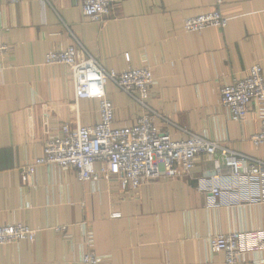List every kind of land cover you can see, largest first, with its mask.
I'll return each instance as SVG.
<instances>
[{
	"label": "crops",
	"instance_id": "crops-1",
	"mask_svg": "<svg viewBox=\"0 0 264 264\" xmlns=\"http://www.w3.org/2000/svg\"><path fill=\"white\" fill-rule=\"evenodd\" d=\"M218 11L224 28L186 32L184 21ZM0 30L9 53L0 58V225L22 224L35 240L0 246V264H81L92 251L100 264H223L210 250L216 235H242V261L264 264V201L258 180L200 156L178 179H155L137 191L116 181L80 182L76 171L39 166L27 182L22 170L43 156L48 135L67 125L92 127L98 103L74 99L62 65L45 64L49 51L83 49L103 69L149 68L148 105L167 122L172 140L192 133L264 162L258 106L240 122L220 103V89L259 64L264 76V0H120L101 22L89 21L81 0H0ZM81 50L76 60H81ZM106 94L117 128L129 127L139 107L114 85ZM218 189V196L212 194ZM65 227L62 232L55 229Z\"/></svg>",
	"mask_w": 264,
	"mask_h": 264
},
{
	"label": "built area",
	"instance_id": "built-area-1",
	"mask_svg": "<svg viewBox=\"0 0 264 264\" xmlns=\"http://www.w3.org/2000/svg\"><path fill=\"white\" fill-rule=\"evenodd\" d=\"M17 3L20 0H9ZM82 11L91 22H103L112 7L120 0H81ZM226 21L220 12L213 11L186 19V32H199L205 28H224ZM0 30V58L9 53ZM84 57L76 60L78 51ZM45 64L64 66L73 85L74 99L93 100L98 103L99 121L92 127H77L70 131L67 125L48 135L44 142L43 156L27 165L21 172L25 183L39 166H52L76 171L80 182L97 183L114 180L123 191H137L140 186L155 179H178L187 176L195 167L198 157H212L217 152L221 161H215V173L210 179L217 180L224 169L235 177L242 174L255 177L260 185V198L264 201V162L229 151L217 143L192 133L187 138L172 140L165 131H160L157 122L163 120L148 105L153 73L149 68L128 66L121 73L107 71L93 57L79 48L68 47L63 51H49ZM111 83L124 93L141 110L137 121L129 127L117 128L115 107L106 94V85ZM220 103L229 110L231 120L240 122L247 116L251 104L258 106L260 131L251 137L254 145H264V76L259 64H253L246 76L225 84L220 89ZM212 194L217 197L218 189ZM62 232L65 227L55 229ZM36 231L22 225H0V246L21 241L35 240ZM253 239L264 240V231ZM242 235L238 232L216 235L210 242V250L221 253L223 264H245L242 261ZM81 264H100L92 251L84 253Z\"/></svg>",
	"mask_w": 264,
	"mask_h": 264
}]
</instances>
